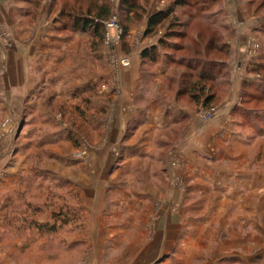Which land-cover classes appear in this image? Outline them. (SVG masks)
Wrapping results in <instances>:
<instances>
[{"label": "rangeland", "instance_id": "rangeland-1", "mask_svg": "<svg viewBox=\"0 0 264 264\" xmlns=\"http://www.w3.org/2000/svg\"><path fill=\"white\" fill-rule=\"evenodd\" d=\"M112 1L115 14L105 22L103 43L123 49L129 35L122 38V32L118 38L117 31L108 26L114 16L118 24L125 19L119 9L120 0ZM155 1L162 8L168 4V0H141L153 9ZM232 1L237 2L238 14L225 10L224 0L213 2L208 6L209 22L216 24L208 26L201 18L195 19L188 37L177 40L182 48L165 51L176 61L191 57L195 49L192 34L196 38L200 29L206 30V36L213 29L220 30L231 54L228 72L220 77L225 84L216 83L214 90L220 101H227L225 107H232L231 117L226 116L238 135V142L233 147L229 144L235 155L232 164L250 172L259 169V191L246 186L213 191L202 181L200 184L187 178L188 157L172 159L164 153L162 161L160 154L157 158L138 159L143 172L133 170L131 176L141 182L120 193H127L130 200L124 207L119 203V194L98 205L91 189L95 178L91 174L92 158L87 151H77L81 145L90 148L92 142L83 119L91 112L89 100L75 109L52 97L46 110L41 109V102L35 109L31 107V90L25 85L16 88L10 79L5 78L3 83L0 79V264H264V0H251L248 5L246 0ZM62 3L53 0V10ZM240 22L246 29L242 39L230 27ZM143 24L132 23L134 32L130 35L139 40ZM224 24L228 28L220 26ZM108 33L117 39L108 41ZM150 38L158 41V37ZM11 43V35L0 31V50L3 52ZM5 57L0 62L2 68ZM209 58L224 59L213 52ZM243 62L246 66L242 72L239 63ZM127 63L126 58L116 57L109 68L119 69ZM161 65L173 74L171 89L178 101L202 112L206 122L212 121L219 112L217 107L198 109L187 96L178 95L184 66L163 56L143 69L151 72ZM249 67L258 71L251 72ZM244 87L248 90L243 93ZM183 127H174L169 138L180 140ZM59 131L62 139L48 138V134ZM180 153L183 151L178 150L177 155ZM77 161L87 164L84 185L78 182L81 176L76 170ZM143 185L149 188L148 196L139 199L134 192ZM137 248L143 249L140 254L133 251Z\"/></svg>", "mask_w": 264, "mask_h": 264}, {"label": "crops", "instance_id": "crops-1", "mask_svg": "<svg viewBox=\"0 0 264 264\" xmlns=\"http://www.w3.org/2000/svg\"><path fill=\"white\" fill-rule=\"evenodd\" d=\"M246 1L247 5L251 2ZM224 4L225 10L238 14L236 1L233 4L232 0H224ZM154 5V9L146 6L149 12L144 17L139 40L138 36L130 35L134 32L131 30L121 49L97 44L98 39L94 42L91 33L66 26L58 15L61 5L54 11L53 0H0V31H7L12 37L11 46L3 52L0 50V62L6 56L5 67H0L1 82L7 78L16 88L25 85L31 90V107L35 109L41 102V109L46 110L52 97L75 109L89 100L91 112L85 113L83 119L88 123L92 142L90 148L81 145L77 151H87L92 158L91 174L95 178L91 189L98 205L103 199L111 200L140 184V180L131 176L133 170L143 172L138 159L157 158L158 154L160 159L164 153L172 159L180 155L188 157L187 178L200 184L202 181L204 187L209 185L213 191L240 190L241 186L259 191L260 170L245 171L241 165L232 164L235 155L229 144L233 147L238 135L226 118L232 112L231 106L225 107L227 101L221 102L217 115L206 122L202 112L178 101L171 89L173 74L166 65L144 71L146 64L141 53L158 43L157 38L145 35L149 16L163 9L159 1ZM239 24L230 27L242 39L245 23ZM116 57L126 58L127 65L109 68ZM239 66L243 72L246 64L239 63ZM180 124L184 125L181 138L174 142L168 134ZM61 133L47 136L59 140L63 138ZM178 150L183 153L177 155ZM86 165L82 161L76 167L81 185L87 181L84 179ZM148 190L143 185L134 194L145 199ZM119 200L123 207L126 200L130 202L127 193L120 195ZM142 250L133 249L138 254ZM127 252L131 253V249Z\"/></svg>", "mask_w": 264, "mask_h": 264}, {"label": "trees", "instance_id": "trees-1", "mask_svg": "<svg viewBox=\"0 0 264 264\" xmlns=\"http://www.w3.org/2000/svg\"><path fill=\"white\" fill-rule=\"evenodd\" d=\"M57 1L54 0L55 3ZM207 1L209 3H199L195 0H168L165 8L152 13L148 18L145 35L158 37V43L143 49L141 53L145 64H156L165 56L170 62L184 66L186 69L181 73L178 95L187 96L198 109H212L222 102L217 98L214 85L216 83L225 84V81L220 77L228 72L227 59L231 54L229 45L222 41L223 35L219 29H213L212 33L207 36L206 30L200 29L196 38L193 34L190 37L194 43L192 47H195L191 57H184L176 61L167 50L182 48L183 45L177 40L188 37L192 21L195 19L201 18L208 26L216 24L209 22L208 10L210 7L208 8V6H211L213 2L219 3L221 0ZM119 9L125 18L124 21H119L123 31L122 38H126L132 29V23H142L148 10L141 0H120ZM114 14L112 0H63L59 19L69 28L91 33L94 42L98 39L97 44H101L106 39L105 22ZM220 26L228 28L227 24ZM192 47L187 49L192 50ZM183 48L186 49V47ZM165 49L167 50L165 51ZM212 52L222 54L224 59L220 61L215 59L216 57L209 58ZM249 70L251 72L258 71L255 67H249ZM246 90L248 89L244 87L243 93ZM40 227L46 226L40 225Z\"/></svg>", "mask_w": 264, "mask_h": 264}, {"label": "built area", "instance_id": "built-area-1", "mask_svg": "<svg viewBox=\"0 0 264 264\" xmlns=\"http://www.w3.org/2000/svg\"><path fill=\"white\" fill-rule=\"evenodd\" d=\"M108 26L110 27V28H113V29H115L116 31H117V37L119 38L120 37V35L122 34V28L119 26V24H118V20H117V17L116 16H114L112 19H111V21H109L108 22ZM115 39H117L116 37L114 38V37H111L110 35H109V33H108V35H107V40L108 41H113V40H115Z\"/></svg>", "mask_w": 264, "mask_h": 264}]
</instances>
